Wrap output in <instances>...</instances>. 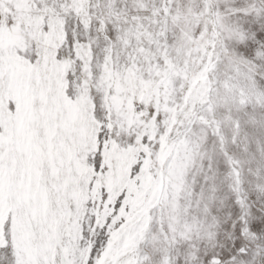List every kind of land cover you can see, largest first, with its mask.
<instances>
[{
	"label": "snow or ice",
	"instance_id": "6c2138e0",
	"mask_svg": "<svg viewBox=\"0 0 264 264\" xmlns=\"http://www.w3.org/2000/svg\"><path fill=\"white\" fill-rule=\"evenodd\" d=\"M0 264H264V0H0Z\"/></svg>",
	"mask_w": 264,
	"mask_h": 264
}]
</instances>
